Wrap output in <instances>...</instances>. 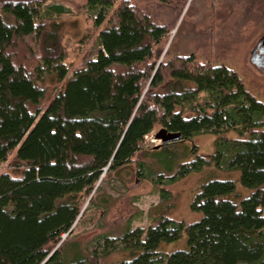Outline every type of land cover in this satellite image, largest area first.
Returning a JSON list of instances; mask_svg holds the SVG:
<instances>
[{"label": "trees", "instance_id": "16d2710c", "mask_svg": "<svg viewBox=\"0 0 264 264\" xmlns=\"http://www.w3.org/2000/svg\"><path fill=\"white\" fill-rule=\"evenodd\" d=\"M83 9L99 50L69 72L57 29L74 8L0 0V264H104L118 243L123 257L106 264H264V100L196 53L158 61L172 24L153 22L139 0H83ZM159 128L180 138L145 146ZM206 133L207 155L193 143ZM132 162L164 201L145 227L108 221L114 199L92 192L105 167ZM194 174L195 217L171 216L167 187ZM89 207L102 212L88 231L100 251L72 239Z\"/></svg>", "mask_w": 264, "mask_h": 264}, {"label": "rangeland", "instance_id": "374dc122", "mask_svg": "<svg viewBox=\"0 0 264 264\" xmlns=\"http://www.w3.org/2000/svg\"><path fill=\"white\" fill-rule=\"evenodd\" d=\"M54 1H61L74 8L71 13L58 18L57 29L60 42L66 48V62L71 72L83 67L97 55V29L85 10H80L83 0ZM177 1L173 0V4L166 5L157 1L139 0L142 10L153 22L172 24L168 38L161 46L158 61L176 53H196L203 61L223 64L237 71L246 87H251L252 92L264 100V73L250 61L251 52L264 35V0H185L182 9ZM154 132L145 136V146H154L160 142L154 138ZM229 135H233L232 132ZM213 142L214 136L210 133L197 135L193 139L198 152L205 155L213 151ZM13 155L9 156L7 165ZM135 167V162H132L124 169L106 174V180L101 184V190L114 199L106 219L112 222L119 216H132V228L147 226L150 210L155 211V207L164 202L158 189L149 180L137 176ZM4 169L7 168L0 167V171ZM200 176L190 175L167 187L171 193L165 203L172 205L171 216L187 220L195 217L188 208L191 197L188 189L191 191V186ZM100 216L102 212L94 207L84 209L72 229V239H78L81 244L88 241L89 249L100 251L101 243L91 241L92 234L88 233L103 223L102 219L99 220ZM120 248L119 243L116 244L115 250L101 259L102 263L115 262L123 257L124 252Z\"/></svg>", "mask_w": 264, "mask_h": 264}, {"label": "flooded vegetation", "instance_id": "af4514ba", "mask_svg": "<svg viewBox=\"0 0 264 264\" xmlns=\"http://www.w3.org/2000/svg\"><path fill=\"white\" fill-rule=\"evenodd\" d=\"M251 57L253 58V66L257 69H260L264 73V35L256 43L253 51L251 52Z\"/></svg>", "mask_w": 264, "mask_h": 264}, {"label": "water", "instance_id": "95a60500", "mask_svg": "<svg viewBox=\"0 0 264 264\" xmlns=\"http://www.w3.org/2000/svg\"><path fill=\"white\" fill-rule=\"evenodd\" d=\"M250 61L253 63L254 62L253 58H250ZM154 138L160 141L158 144L154 145V147H158V145L162 143H167V142H171L174 140H178L180 138V133L168 131L165 128H159L154 133Z\"/></svg>", "mask_w": 264, "mask_h": 264}, {"label": "bare ground", "instance_id": "6f19581e", "mask_svg": "<svg viewBox=\"0 0 264 264\" xmlns=\"http://www.w3.org/2000/svg\"><path fill=\"white\" fill-rule=\"evenodd\" d=\"M106 169H107V167H105L104 169H103V172L100 174V176H99V178H98V180L96 181V184H95V186H94V188H93V191L92 192H94V191H96V190H98V189H102V186H101V184H102V182L103 181H105L106 179H105V171H106ZM118 178H116L115 180H117Z\"/></svg>", "mask_w": 264, "mask_h": 264}]
</instances>
